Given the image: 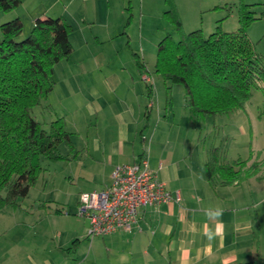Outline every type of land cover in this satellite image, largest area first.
Here are the masks:
<instances>
[{"label":"crops","instance_id":"crops-1","mask_svg":"<svg viewBox=\"0 0 264 264\" xmlns=\"http://www.w3.org/2000/svg\"><path fill=\"white\" fill-rule=\"evenodd\" d=\"M163 6L164 0H21L0 20L17 17L31 28L36 18L60 17L71 27L70 56L90 54L83 59L95 69V77L87 82L74 76L64 80L72 92L78 86L82 91L74 110L68 105L62 108L64 119L77 114L79 106L94 119L82 144L74 145L78 153L72 175L106 182L94 190L101 191L110 185L114 167L144 158L165 189L180 197L178 202L140 209L139 230L104 236L109 264H264V179L211 186L205 178L207 157H192L188 122L186 130L160 119L161 109L169 111L170 106L158 103L153 94L156 81L148 74L144 80L146 72L132 62H115L113 67L103 55L105 49L119 53L132 48V38L146 24L162 26ZM79 60L73 61L74 68ZM153 114L157 124L150 128ZM81 221L59 247L67 249L64 261L89 237L88 223Z\"/></svg>","mask_w":264,"mask_h":264},{"label":"rangeland","instance_id":"rangeland-1","mask_svg":"<svg viewBox=\"0 0 264 264\" xmlns=\"http://www.w3.org/2000/svg\"><path fill=\"white\" fill-rule=\"evenodd\" d=\"M172 1L181 31L188 33L199 29L204 37L214 32L216 27H219L221 32L236 31L239 6L241 3L249 5L257 19L247 29V37L264 59V0ZM163 9L165 10L166 6H163ZM163 18L162 26L146 24L140 35L135 32L132 48L123 49L119 53L105 49L103 55L105 60L112 61L113 67L115 62H132L134 68L141 69L142 73L146 72L145 76L148 74L154 82L156 81V91L153 90V94L157 95L158 103H168L170 106L169 111L164 110V107L161 109L163 113L160 119L167 124L186 129L188 112L183 86L164 82L154 71L158 42L166 35L177 41L180 35L176 26L167 21L164 15ZM22 24L21 37L25 38L30 34L31 28L26 22L24 24L22 21ZM132 24H135V20ZM86 55L90 54L75 53L53 66L54 90L42 101L47 109L42 110L38 106L33 110L36 120L45 129H48L51 121L63 118L64 124L68 123L65 130L70 133V142L58 145L57 151L61 158L40 159L42 171L25 198L18 199L14 205L0 206V264H46L45 260L51 264H109L103 237L83 238L76 254L69 255L67 261L63 259L67 249L59 248L60 245H65L69 233L77 230L78 224L82 223L83 219L75 215L79 191L99 190L106 183L95 182V179L84 181L70 173L73 172L72 163L75 162L73 154L75 153L76 157L78 153L75 146L82 144L85 131L92 127L94 119L87 115L81 106L77 109V114L70 113L68 120L64 119L62 108L68 105L71 111L74 110V101L82 92H79V86L72 92L66 84L64 85V80L74 76L87 82L95 77L97 72L87 63V58L83 59ZM78 60V67L74 68L73 61ZM102 70L101 68L98 72ZM83 89L84 87L81 88ZM60 96L63 100L59 99ZM156 120L157 117L153 114L148 126L155 127ZM190 127L188 131L192 141L193 158L201 155L206 158L209 152L216 148L224 161L229 163L233 160L246 161L251 155L252 159L247 166L252 163H264V92L259 89L251 90L249 100L241 109L198 117ZM182 132L183 130L181 134ZM260 169L262 173L264 169ZM76 256L80 258L71 262Z\"/></svg>","mask_w":264,"mask_h":264},{"label":"trees","instance_id":"trees-1","mask_svg":"<svg viewBox=\"0 0 264 264\" xmlns=\"http://www.w3.org/2000/svg\"><path fill=\"white\" fill-rule=\"evenodd\" d=\"M164 2L163 15L180 35L177 41L166 35L158 42L154 71L164 82L183 86L189 126L198 117L241 109L252 89L264 92V59L247 37V29L257 19L249 5L240 4L236 31L221 32L216 27L204 37L199 29L182 32L173 1ZM20 3L0 0V15ZM70 31L64 19L47 16L36 18L30 34L22 38L19 18L0 20V206L25 198L42 171L40 159L61 158L58 145L70 142L63 118L45 129L33 115L38 106L47 109L42 101L55 86L53 66L72 52ZM251 159L252 155L229 163L214 148L204 163L205 178L211 186L264 179V171L260 173L264 163L247 166Z\"/></svg>","mask_w":264,"mask_h":264},{"label":"built area","instance_id":"built-area-1","mask_svg":"<svg viewBox=\"0 0 264 264\" xmlns=\"http://www.w3.org/2000/svg\"><path fill=\"white\" fill-rule=\"evenodd\" d=\"M148 80V76H143ZM149 169L146 159L132 164L118 165L111 173V183L101 191L79 194L75 215L88 223V236L104 237L116 232L139 230L140 209L168 202H178Z\"/></svg>","mask_w":264,"mask_h":264},{"label":"clouds","instance_id":"clouds-1","mask_svg":"<svg viewBox=\"0 0 264 264\" xmlns=\"http://www.w3.org/2000/svg\"><path fill=\"white\" fill-rule=\"evenodd\" d=\"M209 238H211V237H209Z\"/></svg>","mask_w":264,"mask_h":264}]
</instances>
